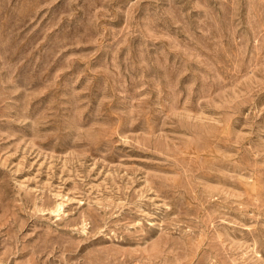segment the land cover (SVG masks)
Listing matches in <instances>:
<instances>
[{
	"label": "rangeland",
	"instance_id": "obj_1",
	"mask_svg": "<svg viewBox=\"0 0 264 264\" xmlns=\"http://www.w3.org/2000/svg\"><path fill=\"white\" fill-rule=\"evenodd\" d=\"M0 264H264V0H0Z\"/></svg>",
	"mask_w": 264,
	"mask_h": 264
}]
</instances>
